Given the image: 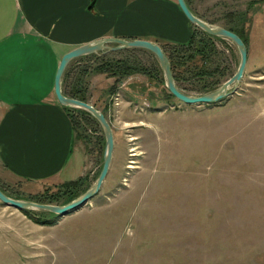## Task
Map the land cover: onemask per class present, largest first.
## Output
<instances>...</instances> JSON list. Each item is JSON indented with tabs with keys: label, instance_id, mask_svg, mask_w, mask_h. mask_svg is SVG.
Returning <instances> with one entry per match:
<instances>
[{
	"label": "rangeland",
	"instance_id": "1",
	"mask_svg": "<svg viewBox=\"0 0 264 264\" xmlns=\"http://www.w3.org/2000/svg\"><path fill=\"white\" fill-rule=\"evenodd\" d=\"M191 6L203 21L242 34L247 62L240 81L218 101L187 104L168 91L150 51L92 53L154 73L119 81L94 73L99 59L88 54L87 102L113 133L108 173L94 196L65 214L22 212L0 201V264H264V0ZM189 26L185 40L160 38L159 46L179 48L199 28ZM210 36L212 82L204 89L202 79L180 67L174 82L186 94L218 89L238 66L235 44ZM68 111L83 175L60 184L2 176L10 197L63 205L94 184L105 149L102 128L88 111ZM72 181L78 182L66 185Z\"/></svg>",
	"mask_w": 264,
	"mask_h": 264
},
{
	"label": "crops",
	"instance_id": "2",
	"mask_svg": "<svg viewBox=\"0 0 264 264\" xmlns=\"http://www.w3.org/2000/svg\"><path fill=\"white\" fill-rule=\"evenodd\" d=\"M175 3L0 0V177L60 184L83 175L69 106L53 90L61 56L109 37L183 41L190 22Z\"/></svg>",
	"mask_w": 264,
	"mask_h": 264
},
{
	"label": "water",
	"instance_id": "3",
	"mask_svg": "<svg viewBox=\"0 0 264 264\" xmlns=\"http://www.w3.org/2000/svg\"><path fill=\"white\" fill-rule=\"evenodd\" d=\"M176 3L178 4L180 10L182 11V13L185 15V17L188 19L190 23L198 26L209 35L220 36L229 39L231 42L235 44L239 52V63L235 72L227 80H225L218 89L200 95H190L180 91L177 88L172 76V72L167 56L165 55L162 48L158 44L150 40L138 39V38L122 39L116 37H109L98 40L96 42H91L72 48L71 50L65 52L60 58L59 64L57 66L54 75L53 90L60 104L64 106H73V107L82 108L88 111L100 124L105 139V149L103 153V162H102L101 170L96 178V181L90 188L84 191L77 198L63 205L38 203L29 200L15 199L10 196H7L0 189V201L3 204L10 205L12 207L21 210L40 209V210H47L55 214H65L68 211L81 206L88 199L94 196L99 191L108 173L112 159L113 147H114L113 133L109 122L105 118L104 114L99 110H97L90 103L84 102L76 98L65 96L61 91V79L63 73L66 67L68 66V64L75 58L92 53H98L99 51L104 53L109 50L115 51L125 48H142L150 51L156 57L160 65V68L163 71L165 84L168 91L178 100L187 104L211 103L214 101H218L231 93V91L228 90V88L231 85H235L240 81L246 66L247 49L244 41L235 32L228 30L227 28H224L222 26L211 25L203 21L199 17L195 16L188 8L185 0H176ZM107 43H112L114 45L108 46Z\"/></svg>",
	"mask_w": 264,
	"mask_h": 264
},
{
	"label": "trees",
	"instance_id": "4",
	"mask_svg": "<svg viewBox=\"0 0 264 264\" xmlns=\"http://www.w3.org/2000/svg\"><path fill=\"white\" fill-rule=\"evenodd\" d=\"M185 2L188 8L190 9V11L195 16L199 17L196 14L193 7L191 6L192 0H185ZM224 28H227L228 30L235 32L244 41L242 34L235 27L225 26ZM211 40H212V36L207 34L205 31L201 30L200 28H195V31L189 36L188 40L185 43L180 44L179 48L177 49L171 48L170 51L169 50L167 51L163 47H161L169 60L174 81H178L179 79H181L179 68L180 67L182 68L184 66L186 72H192L193 76L196 75L198 79H202L201 81L202 88L205 89L208 87L209 82H212L209 81L208 78L210 75L213 74L214 69L210 70V68L207 67L209 56H206L205 53L206 51H208L209 53V49H210L209 45H211L212 47ZM181 52H184L185 54L180 55ZM90 56L95 57L96 61L99 59L97 61V64L92 68V71L94 73H108L111 77H116L115 81H119L121 78H125L134 72H141L144 74H150L154 76V73L151 74V72L149 70L147 71L146 68H144L143 66H135V63H133L134 64L133 65L132 63H129L123 59L105 60V58L103 57L104 55L100 56L99 54H90ZM90 56L84 55L73 59L69 63L61 79V91L65 96L87 102L86 95L88 89V85H87L88 82L86 79L91 74V68L88 62ZM199 56L201 57L200 62L196 61V57ZM76 62H81V63L77 64L76 67H73V65ZM188 62H191V65H189ZM115 88L116 86H113L111 89H115ZM67 108L69 109V107ZM72 122L74 127L75 122L74 121ZM76 182L78 181L68 182L66 185L75 184ZM0 189L7 196H9L5 190H3L1 187ZM15 198L18 199L19 197L15 196ZM37 202H45V201L38 200ZM25 211L26 210H22V212Z\"/></svg>",
	"mask_w": 264,
	"mask_h": 264
}]
</instances>
